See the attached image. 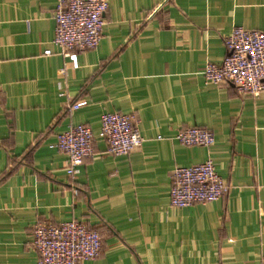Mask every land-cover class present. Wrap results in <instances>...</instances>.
<instances>
[{
	"label": "crops",
	"instance_id": "1",
	"mask_svg": "<svg viewBox=\"0 0 264 264\" xmlns=\"http://www.w3.org/2000/svg\"><path fill=\"white\" fill-rule=\"evenodd\" d=\"M161 2L108 0L97 45L63 56L50 42L55 0H0V264H35L31 225L68 219L100 238L82 264H264V90L238 94L201 74L221 62L232 26L264 31V0ZM112 110L138 120L142 142L126 154L98 134ZM77 122L94 153L67 175L49 143ZM191 125L213 143H179ZM206 157L227 192L170 205L172 168Z\"/></svg>",
	"mask_w": 264,
	"mask_h": 264
},
{
	"label": "built area",
	"instance_id": "2",
	"mask_svg": "<svg viewBox=\"0 0 264 264\" xmlns=\"http://www.w3.org/2000/svg\"><path fill=\"white\" fill-rule=\"evenodd\" d=\"M107 4L108 0H55L50 42L63 56L71 55L72 50L95 47L101 36ZM222 43L225 52L221 62L206 61L202 66L204 81L213 84L227 81L236 93L244 95L253 96L264 90V31L234 25L223 36ZM50 52V48L43 49L44 54ZM84 103L85 100L73 101L67 108L72 110ZM137 121L133 113L101 112L98 134L104 141L105 151L120 155L139 147L142 136ZM174 138L184 145L203 146L211 145L214 140L209 129L195 125L179 128ZM92 141L90 128L77 122L57 132L49 146L65 155V172L72 175L83 160L93 156ZM228 187L216 172L212 159L206 157L197 163L172 168L168 201L172 206L182 207L215 200L223 196ZM30 234V243L37 254L35 264H82L100 250L98 232L76 219L57 223L35 221Z\"/></svg>",
	"mask_w": 264,
	"mask_h": 264
}]
</instances>
